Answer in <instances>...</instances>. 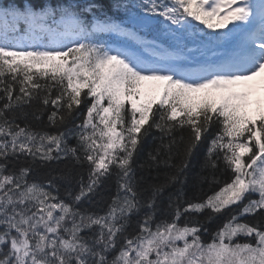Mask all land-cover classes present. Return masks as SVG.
I'll return each instance as SVG.
<instances>
[{
	"label": "snow or ice",
	"instance_id": "snow-or-ice-1",
	"mask_svg": "<svg viewBox=\"0 0 264 264\" xmlns=\"http://www.w3.org/2000/svg\"><path fill=\"white\" fill-rule=\"evenodd\" d=\"M143 29L151 40L138 35ZM101 34L139 49L114 48ZM0 92V264H264V222L240 219L264 213V0L0 2ZM89 98L82 121L67 127ZM33 101L51 105L47 123L56 132L17 122L14 113ZM213 124L220 130L203 167L215 170L222 158L230 180L199 202L170 194L171 221H156L157 199L184 183ZM152 129L158 143L145 165L169 171L142 200L134 162ZM185 129L188 140L178 142ZM178 143L183 154L174 163ZM61 160L88 166L87 181L66 199L56 194V177L28 179L34 165ZM113 174L117 193L104 214L78 207ZM233 205L238 211L208 243L199 222L178 223Z\"/></svg>",
	"mask_w": 264,
	"mask_h": 264
},
{
	"label": "trees",
	"instance_id": "trees-1",
	"mask_svg": "<svg viewBox=\"0 0 264 264\" xmlns=\"http://www.w3.org/2000/svg\"><path fill=\"white\" fill-rule=\"evenodd\" d=\"M0 2L8 4L11 0H0ZM53 2H55V0H53ZM81 2L83 3L85 0H81ZM53 95H55V93H53ZM2 96L3 93L0 92V97ZM5 102V99H0V107H2ZM88 103H90V98L81 104L74 119L69 121L68 125H66L67 127H71L74 123H80L82 121L83 114L86 112ZM50 110L51 105L44 108L39 101H33L31 106H25L23 109H18L14 115L18 117L17 122L20 123L21 126H23L24 123H28L30 127L36 130L56 132L57 129L49 126L47 123V116ZM34 114L39 115L40 118L36 119ZM25 117H27L26 120ZM158 117L159 113H157L156 118L158 119ZM219 130L220 126L218 124H213L210 131L205 133L202 141L197 144L191 157H189L188 168L185 170L184 183L182 185L177 184L166 187L163 194L157 199V206L155 210L156 221H171L174 215V209H170L168 207L170 194H182V199L186 202H199L204 200V198L208 195H212L215 191H218L219 188L223 186L224 182L230 180L232 173L227 169L222 158L217 162L218 166L215 170L203 167L210 141L215 137V134ZM181 136H183L184 142H186L189 137V131L185 129L183 132L178 130L175 133V137L178 142L180 141ZM158 137L159 133L155 129H152L151 133L143 138L142 147L135 157L134 168L136 170L138 191L141 193L142 200H147V198L151 195L150 185L163 182L165 173L169 171V169L164 165L151 169L145 165L147 154L154 148L155 144L158 143ZM68 143L70 145H75L76 140L70 138ZM183 148L184 143H178L177 147L174 149V153H177L174 156V163H180ZM9 160L12 161V158L10 157ZM142 165L144 166L142 167ZM20 166L21 163H15V168L17 170ZM8 167L12 168L13 163L10 162ZM213 176L215 177V180H213ZM51 177L57 178L56 187L58 188V192L56 194L62 199H66V193L68 190H71L73 193L79 190L78 181L81 177H83L85 182L87 181L88 166L87 164L83 166L76 165L74 162L67 160H61L59 162L53 161L48 166L37 164L33 166V171L29 175L28 179L29 181L35 180L46 184L48 179ZM116 193L117 182L116 176L113 174L105 179L101 185L97 187L95 193L91 194L90 197L85 199L78 205V207L89 212H95L102 215L105 211H107L108 205L111 203V200ZM245 201L244 203H246ZM145 210L146 209L142 208L138 214L131 217V227L129 228V232H132L136 228L137 222L143 218ZM237 211L238 208L236 205H233L218 214H210V210L206 209L201 213L186 214L178 220V223L183 226L186 222H188L191 226L192 223L199 222L202 226L200 237L204 243H208V239L214 235V233L224 224L225 221H227L232 215L236 214ZM257 220H262V222H264V213L259 216H245L243 222L252 224L256 223ZM204 229H206V231Z\"/></svg>",
	"mask_w": 264,
	"mask_h": 264
},
{
	"label": "rangeland",
	"instance_id": "rangeland-1",
	"mask_svg": "<svg viewBox=\"0 0 264 264\" xmlns=\"http://www.w3.org/2000/svg\"><path fill=\"white\" fill-rule=\"evenodd\" d=\"M136 44V43H135ZM137 45V44H136ZM138 46V45H137ZM254 195H256V194H252L251 195V197H249V198H251V199H255V197H254ZM247 203V202H246Z\"/></svg>",
	"mask_w": 264,
	"mask_h": 264
},
{
	"label": "bare ground",
	"instance_id": "bare-ground-1",
	"mask_svg": "<svg viewBox=\"0 0 264 264\" xmlns=\"http://www.w3.org/2000/svg\"><path fill=\"white\" fill-rule=\"evenodd\" d=\"M209 196V195H208ZM205 199V198H204Z\"/></svg>",
	"mask_w": 264,
	"mask_h": 264
}]
</instances>
